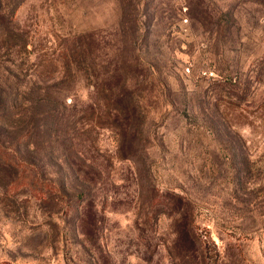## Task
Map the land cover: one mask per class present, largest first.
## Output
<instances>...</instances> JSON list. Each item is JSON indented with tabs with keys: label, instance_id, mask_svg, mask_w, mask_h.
I'll return each mask as SVG.
<instances>
[{
	"label": "rangeland",
	"instance_id": "obj_1",
	"mask_svg": "<svg viewBox=\"0 0 264 264\" xmlns=\"http://www.w3.org/2000/svg\"><path fill=\"white\" fill-rule=\"evenodd\" d=\"M215 262L264 264V0H0V264Z\"/></svg>",
	"mask_w": 264,
	"mask_h": 264
},
{
	"label": "trees",
	"instance_id": "obj_2",
	"mask_svg": "<svg viewBox=\"0 0 264 264\" xmlns=\"http://www.w3.org/2000/svg\"><path fill=\"white\" fill-rule=\"evenodd\" d=\"M206 257H207V255H204V256H203V260H207L209 263H211V261L208 260ZM215 263H217V262H215ZM217 264H218V263H217Z\"/></svg>",
	"mask_w": 264,
	"mask_h": 264
}]
</instances>
